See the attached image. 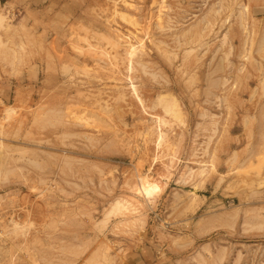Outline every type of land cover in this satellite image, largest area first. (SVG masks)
<instances>
[{
  "label": "rangeland",
  "instance_id": "obj_1",
  "mask_svg": "<svg viewBox=\"0 0 264 264\" xmlns=\"http://www.w3.org/2000/svg\"><path fill=\"white\" fill-rule=\"evenodd\" d=\"M0 18V264H264V0Z\"/></svg>",
  "mask_w": 264,
  "mask_h": 264
},
{
  "label": "bare ground",
  "instance_id": "obj_2",
  "mask_svg": "<svg viewBox=\"0 0 264 264\" xmlns=\"http://www.w3.org/2000/svg\"><path fill=\"white\" fill-rule=\"evenodd\" d=\"M0 19H1V18H0ZM1 20H2V19H1ZM7 109H9V108H7ZM12 110H14V109H12ZM10 111H11V110H10ZM11 112H12V111H11ZM13 112H14V111H13ZM8 114H9V113H8ZM8 114H7V115H8ZM7 120H8V119H7ZM4 137H5V136H4ZM144 183H146V182H144ZM139 184H140V183H139ZM145 185H146L147 188L151 186V185L149 186V184H147V183H146ZM145 185H144V186H145ZM141 187H142V186H141ZM146 187H144V188H146ZM151 187H152V186H151ZM151 187L149 188V190L151 189ZM140 190H141V189H140ZM146 190L148 191V189H146ZM143 191H144V190H143ZM144 192H145V191H144ZM147 193H148V192H147ZM143 195H144V194H143ZM150 195H152V194H150ZM145 196H146V195H145ZM151 197H152V196H151ZM113 206H114V205H113ZM119 206H121V205H119ZM125 206H126V205H125ZM244 213H245V212H244Z\"/></svg>",
  "mask_w": 264,
  "mask_h": 264
}]
</instances>
